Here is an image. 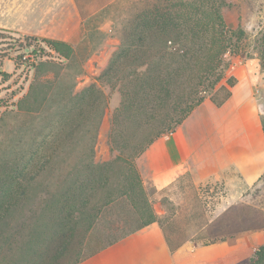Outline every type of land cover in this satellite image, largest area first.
Wrapping results in <instances>:
<instances>
[{"label":"trees","instance_id":"16d2710c","mask_svg":"<svg viewBox=\"0 0 264 264\" xmlns=\"http://www.w3.org/2000/svg\"><path fill=\"white\" fill-rule=\"evenodd\" d=\"M116 1L74 0L81 20ZM227 6V0H132L120 45L99 78L114 80L121 94L108 135L113 158L106 162L96 160V143L109 97L97 83L77 92L80 71L67 85L66 103L52 111L54 82L41 75L57 65L38 66L17 109L28 117L50 110L52 122L39 135L28 129L29 148L0 160V264H80L156 222L172 252L192 240L210 245L264 230V211L243 202L217 216L202 206L182 210L168 197L188 175L160 191L168 210L158 218L136 165L206 99L221 107L231 97L238 80L225 79V72L245 35L227 25ZM43 41L70 69L75 48ZM261 46L264 71V38ZM50 174L56 182L43 189ZM249 264H264V244Z\"/></svg>","mask_w":264,"mask_h":264},{"label":"rangeland","instance_id":"374dc122","mask_svg":"<svg viewBox=\"0 0 264 264\" xmlns=\"http://www.w3.org/2000/svg\"><path fill=\"white\" fill-rule=\"evenodd\" d=\"M131 2L132 0L116 1L109 8L99 11L86 20H81L74 0H67V27L57 23L58 16L50 15L49 24L44 26L46 30L40 31L37 35H19L13 31L0 29V160L9 156L13 150L24 151L29 148L31 130L28 129L34 130L33 133L39 135L41 129L49 127L52 122L50 110L49 113L46 112L40 116L28 117L18 113L17 109L19 101L27 94L35 76L39 73L38 66L42 62H52L57 65L47 74L41 75L42 79H50L54 82V92L50 101L52 111L66 103L67 85L71 83L72 76L80 71L82 73L76 78L77 92L92 83H97L109 97V107L101 119L98 131L96 160L106 162L113 158L108 135L112 115L121 103V94L114 88V80L107 78L99 80V78L120 45L118 35L121 30V21L128 17L127 11L131 7ZM227 3L228 6L224 9L227 25L234 31H244L245 36L238 42V55L232 58V64L225 72V79L231 77L236 64L250 62L255 66L260 76L257 83V95L261 100L264 118V71L260 56L261 40L264 38V0H227ZM55 18L56 23H52ZM66 34L67 42L75 48L77 55L75 62L68 70L67 60L60 57L43 41L45 39L59 40L54 37ZM67 72L71 76H67ZM40 140L41 137H38L35 148H39ZM61 146L67 150V144ZM55 182V174L46 176L43 189ZM146 191L157 217L162 218L168 210L165 203L166 195L150 187ZM168 198L176 202L185 212L191 205L197 208L202 206V209L207 211V214L212 213V216L220 215L226 209L241 202L264 211V175L254 185H247L234 173L220 179L213 178L205 181L190 176ZM186 202L189 204L188 207L185 206ZM256 234L264 240V230H262L243 233L232 241L251 238L253 235L257 236ZM189 242L202 245L196 240ZM263 244L249 249L252 251L251 256L235 264H249L251 257Z\"/></svg>","mask_w":264,"mask_h":264},{"label":"crops","instance_id":"0c3cea01","mask_svg":"<svg viewBox=\"0 0 264 264\" xmlns=\"http://www.w3.org/2000/svg\"><path fill=\"white\" fill-rule=\"evenodd\" d=\"M66 6L67 0H0V29L37 35L46 30L50 15L58 16L52 23L67 27ZM54 38L67 42V34ZM231 76L238 82L223 106L206 99L174 133L156 140L138 159L146 189L160 192L187 175L205 181L234 173L247 185L259 182L264 175L260 76L250 62L236 64ZM262 243L253 235L210 245L187 242L172 252L156 222L80 264H235Z\"/></svg>","mask_w":264,"mask_h":264}]
</instances>
